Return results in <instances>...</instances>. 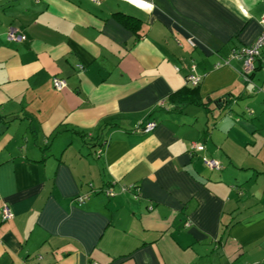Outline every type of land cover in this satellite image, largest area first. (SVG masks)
<instances>
[{
  "label": "crops",
  "instance_id": "0c3cea01",
  "mask_svg": "<svg viewBox=\"0 0 264 264\" xmlns=\"http://www.w3.org/2000/svg\"><path fill=\"white\" fill-rule=\"evenodd\" d=\"M262 18L264 0H0V264H264V50L249 79L226 62Z\"/></svg>",
  "mask_w": 264,
  "mask_h": 264
},
{
  "label": "built area",
  "instance_id": "2783aa9c",
  "mask_svg": "<svg viewBox=\"0 0 264 264\" xmlns=\"http://www.w3.org/2000/svg\"><path fill=\"white\" fill-rule=\"evenodd\" d=\"M262 26H264V18H262ZM7 38L9 40H15L20 41L25 38V35L20 32L17 28L10 26L7 29ZM264 50V27H262V31L258 35V37L249 45L243 46L242 48H233L231 49L228 59L226 62L228 63L231 59H237L241 62V73L242 75L249 79V76L251 75L255 62L257 61V58L259 57L261 51ZM194 65L191 66V70L185 75V79L187 83H190L193 86H196L199 84L200 79L194 74ZM65 80L59 77L53 78V85L56 89H61L65 86ZM157 125V122L153 119L147 120L140 128L143 132H149L153 130ZM204 145L203 143L199 141H191L189 144V150L193 153L198 150H203ZM102 151V147L97 151V153H100ZM203 162L210 168L214 169H220L221 164L218 160L214 158L207 157L203 155L202 157ZM132 188V186H123L122 191L128 190ZM106 195L111 196L115 194V192L108 188L105 190ZM87 194L78 195L76 200L81 203L87 198ZM13 216V212L8 204H4L2 208V218L3 220L9 219ZM237 264H248L246 262H240Z\"/></svg>",
  "mask_w": 264,
  "mask_h": 264
},
{
  "label": "clouds",
  "instance_id": "9594fccd",
  "mask_svg": "<svg viewBox=\"0 0 264 264\" xmlns=\"http://www.w3.org/2000/svg\"><path fill=\"white\" fill-rule=\"evenodd\" d=\"M147 7H148L149 9H151V8H152V5H148Z\"/></svg>",
  "mask_w": 264,
  "mask_h": 264
},
{
  "label": "trees",
  "instance_id": "16d2710c",
  "mask_svg": "<svg viewBox=\"0 0 264 264\" xmlns=\"http://www.w3.org/2000/svg\"><path fill=\"white\" fill-rule=\"evenodd\" d=\"M197 85L193 88V89H196Z\"/></svg>",
  "mask_w": 264,
  "mask_h": 264
}]
</instances>
